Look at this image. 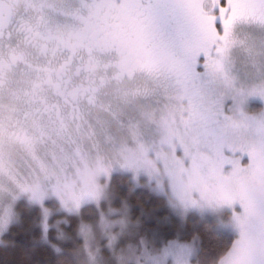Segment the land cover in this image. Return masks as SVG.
Segmentation results:
<instances>
[{
	"label": "clouds",
	"instance_id": "1",
	"mask_svg": "<svg viewBox=\"0 0 264 264\" xmlns=\"http://www.w3.org/2000/svg\"><path fill=\"white\" fill-rule=\"evenodd\" d=\"M65 4L0 0V198L8 191L33 203L55 196L72 213L81 197L96 202L112 194L100 178L114 168L148 167L141 131L159 126L161 114L88 47L101 6ZM11 14L24 15L27 27L7 31ZM195 183L202 189L219 181L208 171ZM125 252L98 264H124Z\"/></svg>",
	"mask_w": 264,
	"mask_h": 264
},
{
	"label": "snow or ice",
	"instance_id": "2",
	"mask_svg": "<svg viewBox=\"0 0 264 264\" xmlns=\"http://www.w3.org/2000/svg\"><path fill=\"white\" fill-rule=\"evenodd\" d=\"M81 5L91 7L96 0ZM102 7L97 26L87 34L88 47L117 56L119 75L139 74L181 93L178 104L161 116L163 142L174 148L172 140L181 133L194 141L203 151L189 153L181 144L183 154L219 181L202 188L201 198L242 209L233 211L239 238L216 264H264V112L249 116L240 108L248 96L264 100V83L236 89L223 75L234 23L264 25V0H106ZM201 56L204 78L196 70ZM216 74L223 75L224 89L232 94L231 115L223 112L224 93L215 91ZM181 199L185 207L196 205ZM42 228L46 233V215ZM190 254L188 245L175 244L165 253L174 264H187Z\"/></svg>",
	"mask_w": 264,
	"mask_h": 264
},
{
	"label": "rangeland",
	"instance_id": "3",
	"mask_svg": "<svg viewBox=\"0 0 264 264\" xmlns=\"http://www.w3.org/2000/svg\"><path fill=\"white\" fill-rule=\"evenodd\" d=\"M232 39L234 43L223 59V75L232 81L236 89L247 90L264 83V25L251 20L237 21L232 27ZM213 56H215L214 51ZM196 70L204 78L205 69L202 56ZM223 75L216 74L215 91L217 94L224 93L222 108L225 110L228 105V111L224 114L231 115L235 110V105L232 94L224 89ZM135 85L137 89H142L145 96L142 98L149 101L161 116L166 115L179 102L181 93L176 89L166 88L161 82L144 78ZM252 103L260 106L255 112L250 110ZM240 108L247 115L258 117L264 112V100L258 96H248ZM165 136L166 132L161 124L157 126L146 123L142 128L141 138L148 148L147 158L150 161L148 167L146 169H138L135 166L114 168L107 174V177L100 178V183L104 184L106 180L107 189L112 190L114 174H126L128 175L126 180L129 179L133 187L144 186L153 194L163 196L170 210L181 221L185 220L189 214L197 216L199 219L210 220L217 230L232 234L235 242L239 238V231L230 220L232 210L227 205L210 203L201 198V188L195 183V180L198 177H204L207 171L194 167L191 158L183 154L181 144L187 148L189 153L203 151V149H198L194 141L186 139L181 133L172 140L174 150L173 147L163 142ZM177 157L183 163L178 162ZM241 162L246 164L247 157L245 156ZM10 194L16 196L15 200ZM181 196L196 201V205L185 207ZM21 200L25 201L26 206L35 205L39 208L37 226L40 239L57 248H61V245H68L69 251L75 253L78 264H98L102 256L107 259L117 249H126L125 255L121 257L124 264H174L173 257L165 255L168 249L174 247V244L188 245L191 254L186 257L187 264H195L193 258L196 254V244L192 242L195 240L192 239L194 237L190 241H184L177 237L165 242L164 234L155 229H148V236L142 238L139 248L131 245L128 238L134 233L132 229L142 227L140 221L151 220V216L143 214V218L137 222L133 215L135 210L124 200H119L114 192L107 199H99L96 202L81 197L76 211L69 213L64 210L61 201L55 196H47L39 202L33 203L26 195H16L15 192L8 191L5 196L0 198V236L10 223L17 220L16 206ZM118 201H120V205H116ZM48 202H51V205ZM85 204H91L93 207L92 214L95 215V220L81 223L84 225L80 226L79 234L78 229L75 234H70L67 231V226L70 224L68 218L58 214L62 212L77 214L81 206ZM233 209L237 212L240 210L235 205ZM45 215L48 224L46 233L42 228ZM170 242H174V244H170Z\"/></svg>",
	"mask_w": 264,
	"mask_h": 264
},
{
	"label": "trees",
	"instance_id": "4",
	"mask_svg": "<svg viewBox=\"0 0 264 264\" xmlns=\"http://www.w3.org/2000/svg\"><path fill=\"white\" fill-rule=\"evenodd\" d=\"M228 105L223 112H227ZM260 106L252 103L250 110L257 111ZM245 162V160H244ZM112 192L119 200H124L135 210V219L140 220L143 214L151 216V220L140 221L142 227L132 229L133 234L128 238L131 245L140 247L141 240L148 236V229H155L164 234V241L171 238H179L190 241L192 237L196 244V254L193 258L195 264H216L219 257L228 250L234 243V236L230 233L219 231L212 221L199 219L189 214L181 221L170 210L166 199L163 196L153 194L144 186L133 187L128 175L114 174ZM51 205V202H48ZM120 205V201L116 202ZM17 220L10 223L8 228L0 236V264H78L75 253L69 251L70 247L61 245V248L51 246L48 242L40 239L37 221L39 208L35 205L26 206L25 201L17 203ZM140 211V212H138ZM93 207L86 204L81 207L77 214L58 215L66 216L70 222L67 231L75 234L80 226L86 222H93ZM142 212V213H141ZM81 227V228H82ZM66 229V228H65ZM51 233L49 235L50 239Z\"/></svg>",
	"mask_w": 264,
	"mask_h": 264
},
{
	"label": "flooded vegetation",
	"instance_id": "5",
	"mask_svg": "<svg viewBox=\"0 0 264 264\" xmlns=\"http://www.w3.org/2000/svg\"><path fill=\"white\" fill-rule=\"evenodd\" d=\"M106 2V0H96V4L100 5L101 8L103 9V5ZM81 4V0H66V8L72 9L77 7L78 5ZM64 18L63 17H55L54 20L56 22L62 21ZM8 24H7V31H11L13 29L17 28H25L28 25L27 18L24 15L20 14H11L8 18ZM5 35H6V30L5 28L0 27V43H2L5 40ZM101 61L102 63L108 65L107 71L109 74H112L113 72H118L119 69L115 67V65L119 62V58L115 56L114 54H109L107 52H101V51H95L94 53ZM125 79H129V76L127 73L124 74ZM131 82L135 85L137 82H140L141 80H144L143 76L139 74H134L133 76L130 77ZM140 90V93L142 97L144 96V93L142 92V89Z\"/></svg>",
	"mask_w": 264,
	"mask_h": 264
}]
</instances>
